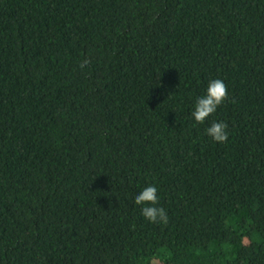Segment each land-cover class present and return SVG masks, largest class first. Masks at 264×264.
I'll use <instances>...</instances> for the list:
<instances>
[{"label":"trees","instance_id":"trees-1","mask_svg":"<svg viewBox=\"0 0 264 264\" xmlns=\"http://www.w3.org/2000/svg\"><path fill=\"white\" fill-rule=\"evenodd\" d=\"M0 264H264V0H0Z\"/></svg>","mask_w":264,"mask_h":264},{"label":"clouds","instance_id":"clouds-1","mask_svg":"<svg viewBox=\"0 0 264 264\" xmlns=\"http://www.w3.org/2000/svg\"><path fill=\"white\" fill-rule=\"evenodd\" d=\"M228 95L227 85L222 79L210 80L203 95L196 98L191 118L194 124H203L216 113ZM228 126L222 121H214L205 129V135L214 142L223 144L228 141ZM158 187L155 184L141 189L134 197V204L140 209L141 216L149 223H167V212L159 205Z\"/></svg>","mask_w":264,"mask_h":264}]
</instances>
